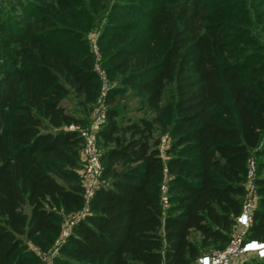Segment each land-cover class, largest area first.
Masks as SVG:
<instances>
[{
  "label": "trees",
  "instance_id": "obj_1",
  "mask_svg": "<svg viewBox=\"0 0 264 264\" xmlns=\"http://www.w3.org/2000/svg\"><path fill=\"white\" fill-rule=\"evenodd\" d=\"M239 2L0 0V264H40L35 248L48 253L63 215L86 207L54 264H196L229 243L251 156L248 239L264 242V44L245 20L250 5L264 26V0ZM96 29L117 87L97 136L103 183L87 201L83 139L68 127L87 128L100 95ZM124 95L143 117L124 113Z\"/></svg>",
  "mask_w": 264,
  "mask_h": 264
},
{
  "label": "built area",
  "instance_id": "obj_2",
  "mask_svg": "<svg viewBox=\"0 0 264 264\" xmlns=\"http://www.w3.org/2000/svg\"><path fill=\"white\" fill-rule=\"evenodd\" d=\"M96 72L105 77V72L97 67ZM107 84V81L103 82V97L106 96ZM95 110L96 109H94L92 113V115H94V120L87 128H83L80 125H71L68 127L69 131L79 133L83 139L82 158L86 161V166L82 186L87 201H89L94 192L102 185L101 175L103 166L100 160L97 136L102 126L105 124L107 109L97 112ZM171 142L172 140L168 135L162 137L160 151L164 160H167L165 151L170 147ZM256 178L257 160L255 157L251 156L247 162L245 182L247 194L243 202L241 215L237 218V223L233 232L235 235L232 236L229 243L224 248L211 249V251L201 256L196 264H243L250 262L253 258L258 260L264 259V242L248 239V231L252 225L253 214L259 200L255 185ZM168 194V179L165 176L161 186V204L165 209L170 206ZM88 213L89 210L86 207L80 212L63 215L66 217L67 225L65 226L63 223L62 233L55 241L52 249L48 253H41L35 248L37 254L39 256H45L44 260H48V264H54V260L58 256L60 248L66 243L74 227L84 219Z\"/></svg>",
  "mask_w": 264,
  "mask_h": 264
},
{
  "label": "rangeland",
  "instance_id": "obj_3",
  "mask_svg": "<svg viewBox=\"0 0 264 264\" xmlns=\"http://www.w3.org/2000/svg\"><path fill=\"white\" fill-rule=\"evenodd\" d=\"M243 6V0H240L239 2V6ZM245 17H246V21L247 22H252L250 24V27L252 29V32H253V35L258 39L259 43L261 44H264V26L260 23H257V20L254 16V13L252 11V9L250 8V5H249V9H247V11L245 12ZM99 30H95L93 31L89 36H88V39H89V42H90V46H91V50L92 52L94 53V56H95V66L97 68H99L100 70L104 71L105 72V77H103L102 75L98 74V80L100 82V95L97 99V102H96V106H95V111H102L104 109H108L109 108V104H108V97H109V93L112 89H114L115 87H117V80L116 79H112L110 76H109V73L107 71V69L104 67V64H103V58L99 52V47L97 45V42H98V37H99ZM104 81H107L108 84H107V91H106V96L103 97V94H104V90H103V82ZM120 102H121V107H124V106H127V108H124V113H126V115L130 116V117H133V118H140V117H143L144 116V113H141L139 112V106L137 104L136 101L132 100L131 98H129V96L127 95H124V96H121L120 98ZM100 101V102H99ZM74 102L73 101H69L67 103V107L74 110ZM95 112V113H96ZM93 113V112H92ZM90 115V119H89V122L88 124L90 125L93 120H94V115ZM165 136V135H164ZM169 136V135H168ZM82 160V168L80 170H78V175L80 177V180H81V183H83V178H84V170H85V166H86V161H84L83 158H81ZM103 183V181H102ZM63 223L65 224V226L67 225L66 224V217L63 216ZM235 235V233L232 234V236ZM231 236V238H232ZM194 239H195V236H194ZM215 249V248H213ZM211 251L208 250L207 252ZM44 257L45 256H40V264H48V260L45 261L44 260ZM253 260H258V259H251V262ZM264 260V259H262ZM260 261V260H258Z\"/></svg>",
  "mask_w": 264,
  "mask_h": 264
}]
</instances>
